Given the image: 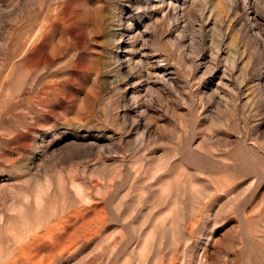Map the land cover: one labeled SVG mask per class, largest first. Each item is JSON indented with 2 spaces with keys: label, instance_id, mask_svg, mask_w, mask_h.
<instances>
[{
  "label": "rangeland",
  "instance_id": "rangeland-1",
  "mask_svg": "<svg viewBox=\"0 0 264 264\" xmlns=\"http://www.w3.org/2000/svg\"><path fill=\"white\" fill-rule=\"evenodd\" d=\"M0 264H264V0H0Z\"/></svg>",
  "mask_w": 264,
  "mask_h": 264
}]
</instances>
